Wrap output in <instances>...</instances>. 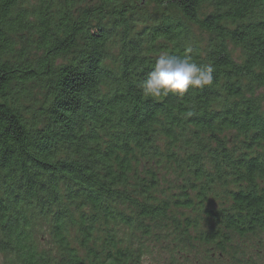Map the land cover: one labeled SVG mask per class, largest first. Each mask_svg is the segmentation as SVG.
<instances>
[{
	"label": "trees",
	"instance_id": "16d2710c",
	"mask_svg": "<svg viewBox=\"0 0 264 264\" xmlns=\"http://www.w3.org/2000/svg\"><path fill=\"white\" fill-rule=\"evenodd\" d=\"M188 48L212 85L145 96ZM152 250L264 264V0H0V256Z\"/></svg>",
	"mask_w": 264,
	"mask_h": 264
},
{
	"label": "clouds",
	"instance_id": "9594fccd",
	"mask_svg": "<svg viewBox=\"0 0 264 264\" xmlns=\"http://www.w3.org/2000/svg\"><path fill=\"white\" fill-rule=\"evenodd\" d=\"M191 51V48L186 49L183 57L161 54L146 79L139 84L143 94L153 98L173 94L182 99L190 88L202 90L212 85L214 69L195 63L188 55Z\"/></svg>",
	"mask_w": 264,
	"mask_h": 264
},
{
	"label": "rangeland",
	"instance_id": "374dc122",
	"mask_svg": "<svg viewBox=\"0 0 264 264\" xmlns=\"http://www.w3.org/2000/svg\"><path fill=\"white\" fill-rule=\"evenodd\" d=\"M45 241H47V240H45ZM149 241L151 244L152 243L154 244L152 238H150ZM149 241H147V242H149ZM263 253H264V250H263ZM263 253L262 252H260V253L256 252V254H257L256 259H257L258 263H259V259H260L259 254H261L263 256ZM194 257L197 258L198 253ZM144 259H145V261H144L145 264H170L169 254L168 253L164 254V252H160L157 250H152ZM193 263H194V261H191L190 259H189V261H187L186 259L178 260V264H193ZM0 264H5V259L2 255L0 256Z\"/></svg>",
	"mask_w": 264,
	"mask_h": 264
}]
</instances>
